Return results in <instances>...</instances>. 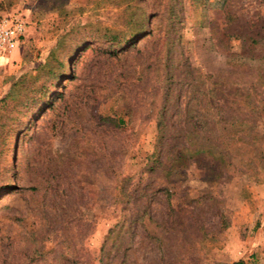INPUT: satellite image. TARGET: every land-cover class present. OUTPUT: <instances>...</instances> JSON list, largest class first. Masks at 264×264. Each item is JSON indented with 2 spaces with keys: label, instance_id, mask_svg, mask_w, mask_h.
<instances>
[{
  "label": "rangeland",
  "instance_id": "obj_1",
  "mask_svg": "<svg viewBox=\"0 0 264 264\" xmlns=\"http://www.w3.org/2000/svg\"><path fill=\"white\" fill-rule=\"evenodd\" d=\"M7 15L0 264H264V0Z\"/></svg>",
  "mask_w": 264,
  "mask_h": 264
},
{
  "label": "built area",
  "instance_id": "obj_2",
  "mask_svg": "<svg viewBox=\"0 0 264 264\" xmlns=\"http://www.w3.org/2000/svg\"><path fill=\"white\" fill-rule=\"evenodd\" d=\"M26 31L25 20L16 15L0 18V66L7 63L9 55L23 40Z\"/></svg>",
  "mask_w": 264,
  "mask_h": 264
},
{
  "label": "crops",
  "instance_id": "obj_3",
  "mask_svg": "<svg viewBox=\"0 0 264 264\" xmlns=\"http://www.w3.org/2000/svg\"><path fill=\"white\" fill-rule=\"evenodd\" d=\"M7 16H9V15H7ZM4 17H6V16H4ZM22 54H23V47L22 46L15 47L13 49V51L11 52V54L9 55V59H8L7 63H2V65L0 66V71L2 72V73L1 72L0 73L1 74L7 73L10 70L11 65L13 63L17 62L18 60L22 61Z\"/></svg>",
  "mask_w": 264,
  "mask_h": 264
},
{
  "label": "trees",
  "instance_id": "obj_4",
  "mask_svg": "<svg viewBox=\"0 0 264 264\" xmlns=\"http://www.w3.org/2000/svg\"><path fill=\"white\" fill-rule=\"evenodd\" d=\"M19 83L20 82L14 83L13 84V88L16 87L17 85H19ZM11 92H12V90H11ZM11 92L7 95L8 97H11L12 96V93ZM235 264H243V262L242 261H238Z\"/></svg>",
  "mask_w": 264,
  "mask_h": 264
}]
</instances>
